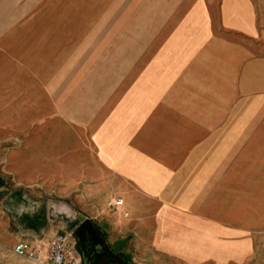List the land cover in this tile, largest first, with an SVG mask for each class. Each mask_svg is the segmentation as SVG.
Returning a JSON list of instances; mask_svg holds the SVG:
<instances>
[{"label":"crops","instance_id":"0c3cea01","mask_svg":"<svg viewBox=\"0 0 264 264\" xmlns=\"http://www.w3.org/2000/svg\"><path fill=\"white\" fill-rule=\"evenodd\" d=\"M0 147L119 264H264V0H0Z\"/></svg>","mask_w":264,"mask_h":264},{"label":"rangeland","instance_id":"374dc122","mask_svg":"<svg viewBox=\"0 0 264 264\" xmlns=\"http://www.w3.org/2000/svg\"><path fill=\"white\" fill-rule=\"evenodd\" d=\"M2 150L0 147V264H37L16 255L15 245L31 242L35 236L46 244L54 233H71L90 212L86 201L75 193L58 197L17 186L15 177L7 174ZM114 260L100 264H119Z\"/></svg>","mask_w":264,"mask_h":264},{"label":"built area","instance_id":"2783aa9c","mask_svg":"<svg viewBox=\"0 0 264 264\" xmlns=\"http://www.w3.org/2000/svg\"><path fill=\"white\" fill-rule=\"evenodd\" d=\"M121 203L122 200L118 198L110 203V206L115 207ZM39 240L18 242L14 247V253L37 264H81L72 232L56 233L45 246L41 245Z\"/></svg>","mask_w":264,"mask_h":264},{"label":"water","instance_id":"95a60500","mask_svg":"<svg viewBox=\"0 0 264 264\" xmlns=\"http://www.w3.org/2000/svg\"><path fill=\"white\" fill-rule=\"evenodd\" d=\"M72 237L81 264H95V257L98 254L108 255L104 236L91 219H83L72 231Z\"/></svg>","mask_w":264,"mask_h":264},{"label":"flooded vegetation","instance_id":"af4514ba","mask_svg":"<svg viewBox=\"0 0 264 264\" xmlns=\"http://www.w3.org/2000/svg\"><path fill=\"white\" fill-rule=\"evenodd\" d=\"M107 259H109L108 256H105V255H97L95 257V264H100V262H103V261H106Z\"/></svg>","mask_w":264,"mask_h":264},{"label":"bare ground","instance_id":"6f19581e","mask_svg":"<svg viewBox=\"0 0 264 264\" xmlns=\"http://www.w3.org/2000/svg\"><path fill=\"white\" fill-rule=\"evenodd\" d=\"M66 213V212H65Z\"/></svg>","mask_w":264,"mask_h":264}]
</instances>
